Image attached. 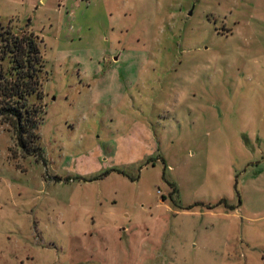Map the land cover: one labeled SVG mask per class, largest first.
Wrapping results in <instances>:
<instances>
[{
	"label": "rangeland",
	"instance_id": "374dc122",
	"mask_svg": "<svg viewBox=\"0 0 264 264\" xmlns=\"http://www.w3.org/2000/svg\"><path fill=\"white\" fill-rule=\"evenodd\" d=\"M25 33L39 137L0 116V264H264V0H0V84Z\"/></svg>",
	"mask_w": 264,
	"mask_h": 264
},
{
	"label": "trees",
	"instance_id": "16d2710c",
	"mask_svg": "<svg viewBox=\"0 0 264 264\" xmlns=\"http://www.w3.org/2000/svg\"><path fill=\"white\" fill-rule=\"evenodd\" d=\"M3 40L6 41V47L3 49L11 53L17 77L0 84V98L7 101L0 106V116L14 118L22 144L30 149L31 145L34 147L33 142L39 137L35 132L38 109L30 108L27 99L33 93H40L39 71L42 66L40 49L36 38L27 33L13 39H8V35L3 34Z\"/></svg>",
	"mask_w": 264,
	"mask_h": 264
}]
</instances>
